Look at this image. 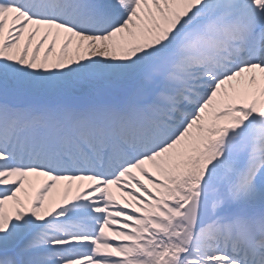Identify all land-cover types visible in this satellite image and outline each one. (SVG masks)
<instances>
[{"label": "snow or ice", "instance_id": "1", "mask_svg": "<svg viewBox=\"0 0 264 264\" xmlns=\"http://www.w3.org/2000/svg\"><path fill=\"white\" fill-rule=\"evenodd\" d=\"M0 264H264V0H0Z\"/></svg>", "mask_w": 264, "mask_h": 264}]
</instances>
